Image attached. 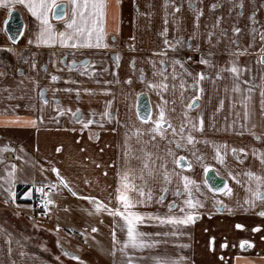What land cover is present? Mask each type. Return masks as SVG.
I'll return each instance as SVG.
<instances>
[{"label": "crops", "instance_id": "0c3cea01", "mask_svg": "<svg viewBox=\"0 0 264 264\" xmlns=\"http://www.w3.org/2000/svg\"><path fill=\"white\" fill-rule=\"evenodd\" d=\"M123 2L108 0L102 41L107 47H96L93 38L92 47L72 48L61 46L59 37L54 44H38L40 23L27 7L0 0V264H127L129 259L132 264H264L259 214L264 184L246 175L264 178V84L258 63L264 0L195 2L196 10L210 17L205 21L210 29L198 44L162 27L167 10L184 7V0H131L125 50L119 47ZM12 11L24 24L15 43L4 30ZM66 20L50 18V23L58 33ZM218 20L225 22L219 28ZM251 45L254 50L244 51ZM228 46L233 52L225 63L237 69L230 71L233 87L222 85L225 74L202 90L200 75L221 58L215 49ZM204 48L215 50L208 63L201 62L208 53ZM211 72L223 73L218 67ZM139 97L147 102L146 118L138 113ZM161 108L165 119L161 130L153 131ZM210 174L225 181L221 190L210 189ZM125 182L136 202L133 210L145 217L137 228L146 234L143 239L156 242L152 247L129 245L121 251L126 227L109 210H123L116 189L124 191ZM42 185L57 194L40 218L1 208L29 205ZM188 215L193 216L188 224L167 219Z\"/></svg>", "mask_w": 264, "mask_h": 264}, {"label": "snow or ice", "instance_id": "6c2138e0", "mask_svg": "<svg viewBox=\"0 0 264 264\" xmlns=\"http://www.w3.org/2000/svg\"><path fill=\"white\" fill-rule=\"evenodd\" d=\"M12 3H20L24 4L28 11L31 13L33 17L36 18L37 21L40 23V30L39 35L37 37V43H43V44H54L56 42L57 37H59V43L61 46H68V47H78V46H86V47H92V41L93 38H95L96 47H107V44H103L102 41L104 40V22L106 18V9L108 5V0H12ZM242 7V5H241ZM67 17V20L65 21V30L60 32H55L53 29V25L50 23V18H64ZM167 31V29H165ZM234 31L239 32L240 30L234 29ZM72 41L71 44L68 42ZM167 43V41H165ZM179 43V41H177ZM172 47H175V45H172ZM202 63H208L207 60L201 61ZM35 67V65H33ZM231 71L236 72V68H232ZM200 78L203 79V74L200 75ZM57 79L56 76L52 77V80L55 81ZM130 83V81H129ZM150 87H156V85H150ZM237 91L239 89H236ZM262 95H264V92H262ZM198 99V97H197ZM193 103H190L187 105V107L191 108L193 106ZM262 105H264V101H262ZM70 111V110H69ZM160 119L155 121L156 128L153 129V131H160L161 130V123L165 119V112L163 108H161V111L159 113ZM245 118H247V113H245ZM90 123V121H89ZM202 123V121H201ZM33 124H35V121H33ZM169 128H171V125H168ZM195 128L196 126L193 125ZM254 127V126H253ZM184 129L181 127L180 132L183 133ZM173 132H175V129H173ZM193 137L189 135L187 137V143L192 144L193 143ZM206 142V141H205ZM207 143V142H206ZM178 148L181 147L180 143H177L176 145ZM59 151V149H57ZM232 151L235 153L237 150L232 149ZM241 152L244 151V149H240ZM217 156L219 157V151H217ZM264 163V160L261 161ZM147 167V165H145ZM15 166L13 165V169ZM52 171H57V169L53 168ZM12 173H9V176H11ZM249 177L255 179L257 181V184H264V178L260 176H256L255 174L248 172L246 173ZM165 180H168V173L165 171L164 173ZM128 174L125 173L123 180L127 181ZM185 181H187V177L184 178ZM61 184H64L65 187H67V184L65 181L61 179ZM185 187L187 188V183H185ZM227 188V185H225ZM124 191H121V188L118 187L116 189V199L122 203L123 210H109V214L116 216L119 215L124 224L123 226L126 227V234L127 239L123 242L124 247L121 249V251H124V249L128 248L129 245H131L134 249H143L145 247H152L154 243L156 242H149L143 239V237L146 235L145 233L138 230L137 225L144 221L145 217L141 215L140 213L134 211L136 202L133 201L130 196L127 194L129 191V184L124 183L123 184ZM40 190V189H38ZM134 190V189H133ZM7 191L10 195H14L11 193V188H8ZM166 191V189H165ZM73 195H76L75 192H73ZM140 195L143 196L144 193L141 191ZM86 199L93 201L95 203V200L93 197H86ZM51 203V200L48 201ZM189 206L194 207L195 205H192L189 201ZM102 205L97 204V211L100 210ZM261 216H264V212L259 213ZM157 219H160L157 217ZM168 222L170 223H182V224H188L190 222H193V216L188 215L182 219H178L176 217H169L167 218ZM161 222H164L161 219ZM237 228H242L243 225L237 224ZM97 229L95 227L92 228V232H96ZM113 241L115 243V234H113ZM247 243V242H245ZM65 256L71 255V253H68L65 251L63 253ZM74 259H79V257H73ZM58 259V257H57ZM127 264H132L131 259L128 260ZM156 264H177L176 261H160L157 260Z\"/></svg>", "mask_w": 264, "mask_h": 264}, {"label": "rangeland", "instance_id": "374dc122", "mask_svg": "<svg viewBox=\"0 0 264 264\" xmlns=\"http://www.w3.org/2000/svg\"><path fill=\"white\" fill-rule=\"evenodd\" d=\"M184 1H185L184 7H182V8L180 7L177 10H174V9L173 10H167V14L164 16V21L162 22V27L165 29L168 27L169 34L177 33L178 35L183 36L186 39V41L191 40V42H192V40H196V41H198L196 44H198V43H200V40L204 41L206 38L205 34L210 29L209 28L210 23H206L205 21L210 22V17L209 16L204 17V15L202 13H200V11L196 10L195 2H197L198 0H192V1L184 0ZM124 2H126V4L125 5L123 4L122 41L119 45V47L121 49L123 48V50H125V48L127 46V41L129 39V35H130L129 23H130V18L133 14V11H134V6L131 4V0H124ZM177 2L180 3V0H177ZM162 20H163V17H162ZM213 21H212V24H213ZM224 23H225L224 21H221V22L219 21L217 27L219 28ZM213 27H215L214 24H213ZM204 46H205V42H202L201 49ZM203 50L208 52V53L202 54V57L207 56L205 58V60H209V58L212 57L213 53H215V50H216L218 57H221L222 59L220 58L218 62L215 61L211 65L208 64V66L210 67V70L207 69V70H209V72L203 73V74H205L206 78L203 77V79H201V83H200L202 90L206 89V88L207 89L211 88L213 86L212 85L213 82L214 81H220L223 78L222 76L225 74L228 75V79H225V83L223 82L222 85H225L228 88L233 87L231 73H230L231 67H229L228 63H225V59H228L230 61L229 55L231 54V52H233V48L228 46V47H217V49H215V50H212L210 48H204ZM234 50H235V48H234ZM250 50H254L252 48V45H251V47L244 49V51H246V52H249ZM263 51H264V43L262 44L260 54ZM193 59H194L195 63H197V59L196 58H193ZM217 67H218V70L222 69L223 73H218V74L214 75V72H211V71L215 70ZM260 71L263 75V78H261V79L263 80V84H264V67L263 66H260ZM222 80H224V79H222ZM1 208L3 210H7L9 213L13 214L14 216H18L20 214V213L14 211L13 208H16V207H14L12 205H7V206L5 205Z\"/></svg>", "mask_w": 264, "mask_h": 264}, {"label": "water", "instance_id": "95a60500", "mask_svg": "<svg viewBox=\"0 0 264 264\" xmlns=\"http://www.w3.org/2000/svg\"><path fill=\"white\" fill-rule=\"evenodd\" d=\"M23 21L17 11H12L9 14L8 20L5 23L4 30L11 43H15L23 32ZM260 64L264 66V52L260 57ZM138 113L141 118H146L148 108L146 101L138 103ZM225 181L213 174L208 176V184L212 191H219L223 188Z\"/></svg>", "mask_w": 264, "mask_h": 264}, {"label": "built area", "instance_id": "2783aa9c", "mask_svg": "<svg viewBox=\"0 0 264 264\" xmlns=\"http://www.w3.org/2000/svg\"><path fill=\"white\" fill-rule=\"evenodd\" d=\"M35 199L27 206L16 207L18 213L28 212L34 218H40L45 212L52 209L57 191L49 185L40 186ZM51 200V203L48 201Z\"/></svg>", "mask_w": 264, "mask_h": 264}, {"label": "flooded vegetation", "instance_id": "af4514ba", "mask_svg": "<svg viewBox=\"0 0 264 264\" xmlns=\"http://www.w3.org/2000/svg\"><path fill=\"white\" fill-rule=\"evenodd\" d=\"M262 41H263V43H264V35H263V37H262ZM263 52H264V51H263ZM263 52H262V53H263ZM262 53H261V54L259 55V57H258V63H259L260 66H263V65L260 64V57H261ZM193 65H196V64L193 63ZM263 67H264V66H263ZM143 100H145V99H143V97H139L138 103H139V102H142ZM145 101H146V100H145ZM146 104H147V102H146ZM147 108H148V106H147Z\"/></svg>", "mask_w": 264, "mask_h": 264}, {"label": "trees", "instance_id": "16d2710c", "mask_svg": "<svg viewBox=\"0 0 264 264\" xmlns=\"http://www.w3.org/2000/svg\"><path fill=\"white\" fill-rule=\"evenodd\" d=\"M18 190V189H17Z\"/></svg>", "mask_w": 264, "mask_h": 264}]
</instances>
